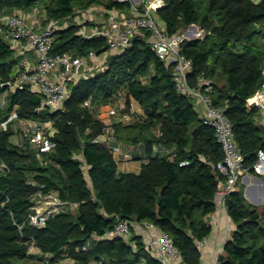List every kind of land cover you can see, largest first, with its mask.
<instances>
[{
  "label": "trees",
  "instance_id": "16d2710c",
  "mask_svg": "<svg viewBox=\"0 0 264 264\" xmlns=\"http://www.w3.org/2000/svg\"><path fill=\"white\" fill-rule=\"evenodd\" d=\"M99 5L130 10L129 3L113 0H0V17L39 6L46 23H63L76 11ZM156 17L169 34L191 24L205 29L203 38L182 45L194 62L191 84L202 76L212 81L213 104L224 108L245 167L252 169L258 149L264 148L261 108L247 102L264 86V0H167ZM83 25L58 29L52 53L81 56L109 48L104 36L81 35ZM18 61L0 32V103L8 90L2 83L14 77ZM173 70L174 64L158 57L146 33L111 55L104 70L72 85L63 109L43 106L44 96L30 85L8 90L7 105L0 104V124L14 111L19 118L51 122L56 146L39 155L12 141L10 122L0 127V264H48L46 257L50 264L65 259L66 264L101 259L106 264H161L142 235L134 234L130 242L102 238L112 228L114 214L154 224L173 237L185 261L202 264L198 240L212 231L208 215L216 210L217 190L226 179L217 169L225 153L195 101L178 91ZM120 91L127 95L128 111L132 99L144 110L129 124L111 125L118 142L142 146L139 172L121 170L113 148L98 140L107 125L95 107ZM89 100L90 107L85 105ZM158 147L168 150L158 152ZM49 192L80 205L52 215L44 226L31 224L36 198ZM227 210L236 229L217 264H264V205L250 203L238 187L227 198ZM33 242L41 254L30 253Z\"/></svg>",
  "mask_w": 264,
  "mask_h": 264
},
{
  "label": "built area",
  "instance_id": "2783aa9c",
  "mask_svg": "<svg viewBox=\"0 0 264 264\" xmlns=\"http://www.w3.org/2000/svg\"><path fill=\"white\" fill-rule=\"evenodd\" d=\"M113 1L129 3L130 10L125 11L115 7L107 9L105 26L92 31H87L83 27L79 30L81 35L88 38L93 36L107 38L109 48L101 54L95 51L81 56H75L69 52L53 54L55 32L67 26L57 21L46 23L39 6L29 12L15 11L0 17L2 23L0 32L13 49L15 56L19 58L14 69V77L2 83V86L5 89L13 90L30 85L32 89L39 91L44 96L43 106H49L53 110L63 109L65 101L70 97L72 85L82 79L90 78L97 71L104 70L111 55L125 51L137 36L144 37L146 33H149L151 44L158 57L174 64L173 80L178 91L190 96L195 101V107L204 118L205 124L215 129L217 140L225 153L224 159L217 163V169L226 176L225 181L217 190V205L225 211L227 218L230 219L227 198L238 189L242 174L248 172L264 174V148L258 149L257 161L252 169L245 167V155L238 148L230 119L224 108L216 107L213 104V99L210 96V92L213 90L212 81L202 76L198 78L195 85L191 84L194 62L183 53L182 45L186 40L193 41L203 38L206 34L205 29L198 24H191L180 32L169 34L156 17V11L165 7L167 0ZM93 12L91 10L83 11L82 23L92 21ZM262 89L247 99L249 106L262 105L264 86ZM8 90L1 97V107H5L8 103ZM122 96L123 92L120 91L115 97ZM85 105L92 106L91 101H87ZM137 105V101L132 99L129 112L125 115L126 121H134ZM13 119H20L23 123L19 129H16L17 131L15 130L18 135L16 144L29 145L39 155L51 151L56 146V141L53 139L56 130L52 131L33 119L19 118L15 111L10 114L8 120L2 122L3 126L7 128L8 123ZM102 137L106 141L117 140L115 130L111 125H107ZM181 164H188V161H183ZM79 205L80 203L75 201L62 200L55 192L41 194L34 206L36 212L30 214L28 220L31 224L44 226L52 215L64 210H75ZM114 216L115 222L112 228L107 230L102 238L123 237L130 242L131 237L140 232L138 228L143 224L158 228L152 223L131 221L119 214H114ZM141 234L140 232L138 235ZM146 237L143 236V239L145 238L148 250L159 259L161 264H189L183 259L173 237L167 232L160 230L159 234L146 235ZM207 241L208 236L198 240L199 247ZM86 246H89V242ZM133 246L135 247V244ZM30 253L41 254L34 242L30 247ZM44 260L50 264L49 258L46 257ZM217 262L215 261L214 264ZM94 263L106 264L104 259ZM58 264H66V262L61 261ZM140 264H144V262Z\"/></svg>",
  "mask_w": 264,
  "mask_h": 264
},
{
  "label": "crops",
  "instance_id": "0c3cea01",
  "mask_svg": "<svg viewBox=\"0 0 264 264\" xmlns=\"http://www.w3.org/2000/svg\"><path fill=\"white\" fill-rule=\"evenodd\" d=\"M101 6L102 8L104 7L102 10L103 13H101V9L96 8V6L88 9L91 11H95L96 14L93 13L91 19L92 21L81 23L84 24L83 28H85L87 31H92L95 28L105 26L107 9L105 8V6ZM90 22H92L93 24ZM63 23H65L64 25L66 26L69 25L66 22ZM126 104L127 95L125 94V92H123L122 97L118 98L114 96L109 100L107 104L96 106L94 113L100 119H102L106 123V125H113L114 123L119 121L129 124L132 121H126L125 115H127L129 112L127 110ZM136 110L139 114L144 113V110L139 103L136 107ZM18 121L22 126L23 123L20 121V119H18ZM3 124L4 123H1L0 127L5 128ZM42 126H45L52 131L56 130L51 122H46L45 124H42ZM98 140L101 142V144L113 148L115 157L119 161V168L121 170L133 172L140 171L145 158L144 150L141 145H127L118 142L117 140L106 141L102 136H100ZM163 150H168V148L158 147L156 149V151L158 152H163ZM238 187H241L244 190L245 197L250 203L254 204L255 206L264 205V174H256L254 172L242 174L241 179L238 183ZM245 189H247L246 192ZM208 221L212 224V231L208 235V241L203 246H200V251L202 254V264H214L215 261H218L219 256L223 253L226 240L230 238L232 232L236 229V224L231 218H227L225 211L219 208L218 205L216 207V210L208 215ZM138 229L145 237L146 235H157L160 233V230L158 228L150 227L148 224H143V226L139 227ZM140 232H138L137 234H139Z\"/></svg>",
  "mask_w": 264,
  "mask_h": 264
},
{
  "label": "rangeland",
  "instance_id": "374dc122",
  "mask_svg": "<svg viewBox=\"0 0 264 264\" xmlns=\"http://www.w3.org/2000/svg\"><path fill=\"white\" fill-rule=\"evenodd\" d=\"M255 1H259V0H255ZM204 3H205V1H204ZM96 8H98V9H101V13H103V8H102V6L100 5V6H96ZM93 10V9H92ZM93 13H95L96 14V12L94 11ZM91 16H93V15H91ZM95 16V15H94ZM83 18H84V15H83V11H76V15L74 16V17H70V18H68V19H66L64 22H66V23H68V24H81L82 22H83ZM100 18V17H99ZM63 24H65V23H63ZM98 72V71H97ZM96 72V73H97ZM263 91V89L261 90V92ZM256 94V93H255ZM254 96V95H253ZM124 101H125V99H124ZM260 107H261V114L258 116V120L259 121H261L263 124H264V102L262 103V105H259ZM128 108V107H127ZM9 125H12V127H13V129H19L20 128V123H19V121H18V119H13V120H11V122H10V124ZM2 126V125H1ZM17 131V130H16ZM12 141L13 142H17V140H18V135H17V132L16 133H14L13 135H12ZM246 190L247 189H245V192H246ZM39 200V196L36 198V202ZM256 206H262V205H256ZM31 261V260H30ZM68 261V259H65L64 261H63V263H65V262H67ZM29 262V261H28Z\"/></svg>",
  "mask_w": 264,
  "mask_h": 264
}]
</instances>
